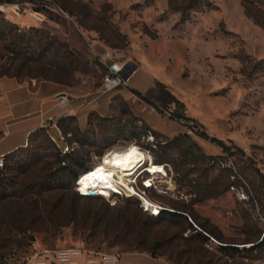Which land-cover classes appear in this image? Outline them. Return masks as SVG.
I'll return each instance as SVG.
<instances>
[{
  "label": "rangeland",
  "instance_id": "1",
  "mask_svg": "<svg viewBox=\"0 0 264 264\" xmlns=\"http://www.w3.org/2000/svg\"><path fill=\"white\" fill-rule=\"evenodd\" d=\"M8 1L0 4V77L50 79L103 92L107 69L96 54L110 52L117 62L148 69L180 102L164 104L158 87L143 93L164 110L152 117L156 127L174 133L182 124L196 140L200 136L190 125L222 140L233 152L236 176L207 170L201 162L184 178L176 168L186 161L179 148H163L173 136L151 132L149 140L143 129L134 135L135 126L142 128L137 105L114 95L111 120L94 118L83 130L77 121H65L58 126L63 140L51 129L57 142L39 130L6 157L9 166L0 174V264H24L36 251L68 247L127 253L123 260L130 264H137L130 255L136 253L172 264H264V247L247 250L264 232V0ZM137 78L133 74L131 84L141 86ZM176 109L184 118L169 116ZM75 128L85 133L78 137ZM205 141V154L222 156L220 147ZM131 144L148 150L152 162L165 157L172 171V192L165 190L168 179L156 175L158 191L147 190V196L188 214L213 240L194 232L185 215L166 211L153 217L137 197H85L76 181H60L64 163L80 176L105 152ZM149 168L159 171L157 165ZM137 184L141 189V178ZM231 184L247 189L251 199L237 201ZM221 245L240 251L225 253Z\"/></svg>",
  "mask_w": 264,
  "mask_h": 264
},
{
  "label": "crops",
  "instance_id": "2",
  "mask_svg": "<svg viewBox=\"0 0 264 264\" xmlns=\"http://www.w3.org/2000/svg\"><path fill=\"white\" fill-rule=\"evenodd\" d=\"M136 73H138V82L142 83L141 86L131 84V76ZM133 74L129 77L128 85L119 87L114 93L104 91L97 93L88 90L83 84L70 87L50 79L27 82L20 81L15 76L0 77V154H8L24 147L30 134L41 127L42 119L57 122L62 117L74 116L80 129L83 130L88 125L91 112L103 117L110 116L114 95H120L129 104H136L135 115L154 131L171 137L186 133V128L182 124L174 133H165L152 123L153 116L162 114L140 100L131 90L145 93L154 85L156 77L145 67H136ZM143 80L146 82L143 83ZM59 95L66 98L67 104L64 107L57 104ZM195 141L202 148L206 145L205 139L201 137H197ZM212 154L217 155L219 152H209L208 155ZM125 254L127 253L120 255L119 264L131 263L123 260ZM130 255L137 260V264H172L160 256L152 257L145 253Z\"/></svg>",
  "mask_w": 264,
  "mask_h": 264
},
{
  "label": "built area",
  "instance_id": "3",
  "mask_svg": "<svg viewBox=\"0 0 264 264\" xmlns=\"http://www.w3.org/2000/svg\"><path fill=\"white\" fill-rule=\"evenodd\" d=\"M100 63L107 69L106 74L103 76L101 81V87L104 92L112 91L120 86H126L129 82V77L126 78L125 75L129 72L130 69H133V73L135 72L136 68L130 66L126 63H120L115 61L110 52H104V55L101 56L99 54H96ZM132 73V74H133ZM57 104L61 107H64L67 104L66 98L62 95H59L57 97ZM170 116V115H169ZM139 125H142L140 127H144L143 121H138ZM41 127L44 129L51 139L55 142H57V137L61 140H63V136L61 135L60 129L57 125V122H53L51 119H42L41 120ZM51 129L55 130L58 133V136L55 137L51 134ZM149 134L143 135L144 137H148L149 140H152V134L150 128L145 130ZM61 137V138H60ZM134 144V143H132ZM138 147V150L140 153H142L146 158H149V151L146 149H143L141 146L136 145ZM65 153V152H64ZM96 164V163H95ZM92 165L87 170L92 169L94 166ZM163 166L165 168L167 175H160L163 178L168 179V186L165 187L166 192H172V189L170 187H174L173 179L169 177V174H172L171 169L168 167L165 163H157ZM212 168L216 169H224L228 170L230 173V177L233 179L235 178V164L232 160V158L226 154L223 153L222 156H217L215 159H212L209 163ZM5 167V154H0V169H4ZM146 173L145 167L141 168L137 171L135 175V182L132 184V186L135 188L133 191H127L123 189H116L111 192L109 196H104L107 200H114L116 197H137L140 201V207L143 209L144 212L149 213L153 217H159L162 213L173 212L174 210L169 208L166 205L161 204L158 201L151 200L148 196L146 191L155 189L158 191V187L156 185V182L154 181L153 177H144L143 174ZM141 178V189H138L137 180ZM151 179V180H150ZM76 190L79 192L80 195L85 197H100V192L95 193L94 195L91 194H85L81 191L80 187L77 186L78 180L76 179ZM230 191L233 192L236 196L237 201L245 203L249 201L250 196L247 191V189L243 187H236L235 185H230ZM103 196V195H102ZM147 198L150 202L149 204L145 203V199ZM183 215L187 216L190 219V222L192 223L194 227V232L201 231L203 232L195 223L192 221L190 216L186 213ZM263 219V218H262ZM264 220V219H263ZM188 231H191L190 229ZM204 233V232H203ZM208 237H210L208 234L204 233ZM264 236V232L262 233V237ZM261 237V238H262ZM211 238V237H210ZM213 240V238H211ZM120 255L119 253L114 252H100L85 248H75V247H68L63 249H57V250H39L36 251L34 255H31L25 259L24 264H119L120 263ZM260 263V261H258ZM9 264H17L16 262L12 261L9 262Z\"/></svg>",
  "mask_w": 264,
  "mask_h": 264
},
{
  "label": "trees",
  "instance_id": "4",
  "mask_svg": "<svg viewBox=\"0 0 264 264\" xmlns=\"http://www.w3.org/2000/svg\"><path fill=\"white\" fill-rule=\"evenodd\" d=\"M249 1L255 2V0H249ZM8 2H9L8 0H0V4H5V3H8ZM1 13L2 12L0 11V14ZM64 67L66 69H68L70 67L69 63L68 64L65 63L64 64ZM157 87L159 89H161L162 92L165 94V97L166 98L160 97V99L162 100V102H164V104H166L165 102H167V103H169V102H176L178 105L180 104V102L177 100V98L166 88V86L163 83H161L159 81H156L155 84H154V86L151 87L148 90V92H150V93L151 92H154ZM131 91L140 100H142L146 104L152 106L158 113H160V114L163 113L164 110L162 108H160L155 102H153L152 99L149 98L146 94H143V93H141V92H139L138 90H135V89H132ZM173 113H174L173 115H170L171 118H178V119L184 118L183 113L180 110H177L176 109ZM94 118L97 121H108V120H111L112 119L110 117L100 116L96 112H91L89 114V117H88V122H92ZM65 121H77V120H76V118L74 116H66V117L60 118L57 121V125L58 126H61ZM188 128L191 129L192 132H195V134L197 136H200L201 138H203L205 140H209L211 143L216 144L218 147H220L222 149V151L224 153H226L228 155H233V152L231 150V147L228 146L227 144H225L222 140H219L217 138L209 137L206 133L200 132L199 130L195 129L194 126L188 125ZM142 129H143V131H145V130L149 129V127L146 126V125H144V127H142L141 130H137V128L135 126L133 128V130H132V133L134 135L141 136V135H143L142 134L143 133ZM39 130H43L44 131V129L39 128V129L35 130L34 132H32L30 134V136L33 133H35V132H37ZM151 132L154 134V136H159L160 135L157 131H154L153 130ZM84 133L85 132H82L81 130H79V128H75L74 129V134L79 135L78 137L82 136ZM0 135H1V133H0ZM144 135H146V134H144ZM30 136H29V138H30ZM173 146L178 147L179 148V154H180V156L182 155V156L185 157V160L186 161L184 163H182V165H178L176 167L177 170H178V172L182 171L184 178H187L188 175L193 171L194 167L197 164L201 163V162L207 164V168H206L207 170L212 169V166H210L209 163H210V161L212 159H215L217 157V156L205 154L202 151V147L195 140H193L188 133H180V134L172 137L169 140L167 139L166 142L164 143V147L163 148L164 149L166 148V149H170L171 150V147H173ZM19 149H17V150H19ZM17 150H14V151H12V152H10L8 154H5V159L8 156H12ZM239 150H241V149H239ZM58 162L61 163V162H64V160L59 156ZM154 162L155 163H163V162H166V159H165V157L160 156L158 158V160H156ZM185 165H187V166H185ZM5 166H9V162H6V160H5ZM189 167H191V168H189ZM2 170L0 169V174L2 173ZM221 170L222 171H228V170H224V169H221ZM58 171H61L62 174H63L62 175L63 176V180H60L61 182L63 181V182L70 183V181H75L77 179V177L79 176L78 171L75 168H73L72 165H66L65 163L59 167ZM228 177H230V174H229ZM209 194H211V193H209ZM212 194H214V193H212ZM259 201L261 202V198H259ZM171 213L173 215H181V216L183 215V214L177 213V212H171ZM203 238L208 239L207 236H203ZM263 247H264V236L259 241H256L255 243H253V245L250 246V248H248L247 250H249V251H255L256 249L263 248ZM220 250L222 252H225V253H229V252L237 253V252L240 251L238 247L232 246V245H221L220 246ZM152 256L153 257H156L153 254H152Z\"/></svg>",
  "mask_w": 264,
  "mask_h": 264
},
{
  "label": "bare ground",
  "instance_id": "5",
  "mask_svg": "<svg viewBox=\"0 0 264 264\" xmlns=\"http://www.w3.org/2000/svg\"><path fill=\"white\" fill-rule=\"evenodd\" d=\"M151 165H157L159 171L151 173L149 168ZM144 167L153 179L156 175H167L162 165L152 162L150 157L147 159L136 145L131 144L123 149L105 152L92 169L80 174L77 178V186L85 194L94 191L105 195L111 194L116 189L133 191L135 188L132 184L135 182V175ZM144 199L145 203L149 204L150 201L147 198Z\"/></svg>",
  "mask_w": 264,
  "mask_h": 264
},
{
  "label": "water",
  "instance_id": "6",
  "mask_svg": "<svg viewBox=\"0 0 264 264\" xmlns=\"http://www.w3.org/2000/svg\"><path fill=\"white\" fill-rule=\"evenodd\" d=\"M133 73V69H130L129 72L125 75L126 78L130 77ZM78 178V177H77ZM91 195H94L95 192L94 191H91L89 192Z\"/></svg>",
  "mask_w": 264,
  "mask_h": 264
}]
</instances>
